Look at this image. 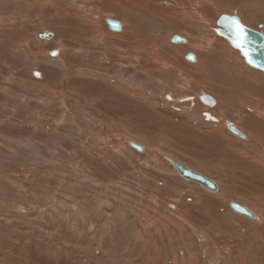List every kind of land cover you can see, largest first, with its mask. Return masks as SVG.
Returning <instances> with one entry per match:
<instances>
[{
    "label": "rangeland",
    "instance_id": "obj_1",
    "mask_svg": "<svg viewBox=\"0 0 264 264\" xmlns=\"http://www.w3.org/2000/svg\"><path fill=\"white\" fill-rule=\"evenodd\" d=\"M222 13L264 31V0H0V264H264V71Z\"/></svg>",
    "mask_w": 264,
    "mask_h": 264
},
{
    "label": "water",
    "instance_id": "obj_2",
    "mask_svg": "<svg viewBox=\"0 0 264 264\" xmlns=\"http://www.w3.org/2000/svg\"><path fill=\"white\" fill-rule=\"evenodd\" d=\"M108 24L110 26V29H114L115 31H119L122 28L121 22L113 18L108 21ZM217 24L218 27L216 28V33L226 38L232 47L239 50L248 65L264 71V31L262 30L263 24H261L259 28H253L246 24L240 15L231 13H222L218 17ZM45 35H49V37L51 36V34ZM185 39V37L175 36L173 40L175 42H185ZM190 56H193V58H195L196 54H188V58L190 60H193V58L191 59ZM35 75L37 77H40L39 72H35ZM210 100L214 101V103L216 101L212 96ZM228 126L229 130L234 135L241 139H247V134L236 124L230 122ZM130 145L132 147H135L139 151H142L144 149L141 144L134 141H131ZM169 161L172 163L177 173L181 177L189 181H196L203 187L211 191H218V185L213 179L208 178L204 174L190 168L185 164H182L179 161H176L173 158H169ZM230 206L236 213L245 215L252 219L260 220V216L256 215V213L251 208H249V206L243 203H240L238 201H231Z\"/></svg>",
    "mask_w": 264,
    "mask_h": 264
},
{
    "label": "flooded vegetation",
    "instance_id": "obj_3",
    "mask_svg": "<svg viewBox=\"0 0 264 264\" xmlns=\"http://www.w3.org/2000/svg\"><path fill=\"white\" fill-rule=\"evenodd\" d=\"M114 19V18H113ZM117 20V19H116ZM120 21V20H119ZM121 22V24H122V28L124 27V24L122 23V21H120ZM122 28H121V30H122ZM114 30V29H113ZM176 35H179V34H176ZM48 35H45V37H47ZM179 36H181V35H179ZM181 37H184V36H181ZM174 38V37H173ZM187 38V37H186ZM186 41H187V39H185ZM186 41L185 42H176V43H186ZM190 55V54H189ZM187 56L188 55H186V58H187ZM197 60V58L195 57V60H191V61H196ZM204 95H206V96H208V97H211V95H210V93L207 91V90H202V89H199L196 93H192L191 95H185V96H183V97H186V98H188V102L190 103V104H192V108L193 109H198V108H200L199 109V111H200V115H201V117H202V119H203V122L205 123V124H210V126H212V127H210V128H208V131L210 130V131H212L213 129H216L217 131H219V128L220 129H225V130H228L229 131V129H228V126L226 127V126H224V124L222 123V115L220 114V113H214L213 114V109H214V107H211L210 105H208V101H206V100H204ZM213 97V96H212ZM190 99V100H189ZM216 99V98H215ZM206 102H208V103H206ZM217 102V100L215 101V107H217L218 106V104L216 103ZM210 104V103H209ZM202 109V110H201ZM211 115V117L209 118V116ZM215 117H217V118H215ZM220 117V118H219ZM216 119L218 120V121H216ZM230 123V122H229ZM228 123V124H229ZM204 125V124H203ZM230 132V131H229ZM179 162H181V161H179ZM182 163V162H181ZM182 164H184V163H182ZM186 165V164H185ZM187 166H189L190 168H192V169H194V170H196V171H198V172H200V173H202V174H204L205 176H207L208 178H210V179H213L216 183H217V185H218V190H220L221 188H220V183H219V181L216 179V178H214V177H212V176H210L207 172H205V171H202V170H200L199 168L200 167H194V165H188L187 164ZM185 179V178H184ZM187 180V179H186ZM189 181V180H188ZM190 182H193V183H195L197 186H199L200 188H204L205 190H207L208 192H212V191H210L209 189H206L205 187H203L200 183H198V182H196V181H190ZM212 193H214V192H212ZM234 201H237V200H234ZM231 202V201H230ZM240 202V201H239ZM241 203V202H240ZM244 204V203H243ZM245 205H247V204H245ZM230 206V205H229ZM248 206V205H247ZM232 209V208H231ZM259 221V220H258Z\"/></svg>",
    "mask_w": 264,
    "mask_h": 264
},
{
    "label": "bare ground",
    "instance_id": "obj_4",
    "mask_svg": "<svg viewBox=\"0 0 264 264\" xmlns=\"http://www.w3.org/2000/svg\"><path fill=\"white\" fill-rule=\"evenodd\" d=\"M164 13V12H163ZM110 19H108V21H109ZM218 25V24H217ZM216 30V29H215ZM217 32V31H216ZM177 36H179V35H176V37ZM174 39V38H173ZM178 39V38H177ZM205 48V47H204ZM157 51V50H156ZM54 53H56L57 54V51H54ZM150 55V54H149ZM191 57V59L193 58V56H190ZM159 58V57H158ZM187 58H188V56H187ZM189 59V58H188ZM193 60H195V58H193ZM206 63V62H205ZM209 63H210V61H209ZM209 63H208V65H209ZM186 67V66H185ZM207 67V66H206ZM213 67V66H212ZM258 70V69H257ZM228 76V75H227ZM235 78V77H234ZM233 78V79H234ZM161 82V81H160ZM235 83V82H234ZM222 84V83H221ZM220 84V85H221ZM165 85V84H164ZM220 85H218V86H220ZM243 85V84H242ZM214 86V85H213ZM218 86H216L217 88H219ZM222 87V86H221ZM226 87V86H225ZM227 87H229V86H227ZM248 87V86H247ZM246 87V88H247ZM231 88H233V87H231ZM249 88V87H248ZM227 89V88H226ZM213 90H215V89H213ZM219 90H220V88H219ZM230 90V89H229ZM228 90V91H229ZM234 90V89H233ZM253 90V89H252ZM232 91V90H231ZM218 92V91H217ZM228 93V92H227ZM231 93V92H230ZM244 93H245V91H244ZM232 94V93H231ZM205 97H204V100H206V101H208L209 103H210V105H212V104H214V101H211L210 99H211V97L209 98L208 96H206V95H204ZM259 107V106H258ZM211 117V115L209 116V118ZM215 118H217V117H215ZM220 118V117H219ZM216 121H218L217 119H216ZM227 126L229 125L228 123L226 124ZM228 128H229V126H228ZM245 131V130H244ZM249 132V131H248ZM264 139V138H263ZM142 147L144 148V146L142 145ZM144 150V149H143ZM142 150V151H143ZM141 151V152H142Z\"/></svg>",
    "mask_w": 264,
    "mask_h": 264
},
{
    "label": "crops",
    "instance_id": "obj_5",
    "mask_svg": "<svg viewBox=\"0 0 264 264\" xmlns=\"http://www.w3.org/2000/svg\"><path fill=\"white\" fill-rule=\"evenodd\" d=\"M111 30H112V29H111ZM172 39H173V38H172ZM242 91H244V90H242ZM229 104H230V103H228V106H229ZM234 106H235V108H236V107L238 108L240 105H239L238 103H235ZM250 117H251V115H250ZM250 123H256V124H257V123H262V124H264V122H258V121H256V122H251V121H250ZM212 137L215 138V139L217 138L216 135H212ZM230 147H231V146H230ZM144 149H146V147H144ZM213 149L215 150L216 147H214ZM234 150H235L234 152L236 153L237 156H240V154H242V153L238 152L239 149L237 150V149L235 148ZM245 153H246V151H244V153L242 154V157L245 155ZM224 155H226L225 152H220V156L224 157ZM236 187H237V186H236ZM238 187H239V186H238ZM235 189H237V188H235ZM238 189H239V188H238ZM240 192H242V191H240Z\"/></svg>",
    "mask_w": 264,
    "mask_h": 264
}]
</instances>
